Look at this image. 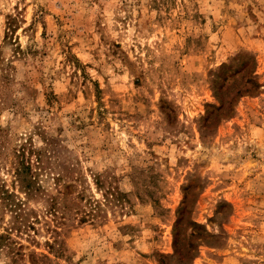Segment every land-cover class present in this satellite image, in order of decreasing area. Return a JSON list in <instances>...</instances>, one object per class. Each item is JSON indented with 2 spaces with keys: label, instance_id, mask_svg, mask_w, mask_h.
<instances>
[{
  "label": "rangeland",
  "instance_id": "rangeland-1",
  "mask_svg": "<svg viewBox=\"0 0 264 264\" xmlns=\"http://www.w3.org/2000/svg\"><path fill=\"white\" fill-rule=\"evenodd\" d=\"M5 190L0 264H264V0H0Z\"/></svg>",
  "mask_w": 264,
  "mask_h": 264
},
{
  "label": "trees",
  "instance_id": "trees-1",
  "mask_svg": "<svg viewBox=\"0 0 264 264\" xmlns=\"http://www.w3.org/2000/svg\"><path fill=\"white\" fill-rule=\"evenodd\" d=\"M22 169H24V170L22 171ZM26 174L30 175L29 168H27V167L23 166V168L18 167L17 169H15L16 179L21 181L23 186L26 189H28V192L30 191V193H31L32 192V186H33L32 176H30V178H27ZM0 196L2 197V199H9L12 197V194H10L8 191L5 190L4 192L0 193ZM21 205L22 204H20V206Z\"/></svg>",
  "mask_w": 264,
  "mask_h": 264
}]
</instances>
